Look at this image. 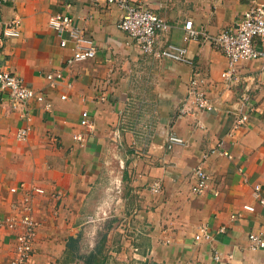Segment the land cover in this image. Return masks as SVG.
Returning <instances> with one entry per match:
<instances>
[{"label": "crops", "instance_id": "1", "mask_svg": "<svg viewBox=\"0 0 264 264\" xmlns=\"http://www.w3.org/2000/svg\"><path fill=\"white\" fill-rule=\"evenodd\" d=\"M134 1L169 25L156 47L184 45L193 65L143 53L116 27L117 7L0 0V29L21 20L19 35L0 45V69L50 103L46 110L31 100L22 111L0 88V216L19 215L28 203L38 220L26 264H264V248L253 250L248 240L250 233L264 236V59L237 64L236 77L248 76L250 89L242 100L246 81L222 76L228 59L210 40L233 27L248 0ZM57 13L93 39V58L66 64L72 40L47 24ZM189 20L198 35L187 40ZM192 69L214 109L180 115ZM55 71L63 77L51 88L46 74ZM83 110L92 129L80 123ZM240 113L248 120L236 126ZM24 127L28 135L19 140L15 132ZM169 134L182 142L169 145ZM196 167L209 176L199 195L191 191ZM120 185L121 195L109 193ZM201 227L210 238L195 239ZM14 234L0 226V264L14 256Z\"/></svg>", "mask_w": 264, "mask_h": 264}, {"label": "built area", "instance_id": "2", "mask_svg": "<svg viewBox=\"0 0 264 264\" xmlns=\"http://www.w3.org/2000/svg\"><path fill=\"white\" fill-rule=\"evenodd\" d=\"M93 5L104 4L108 7H117L121 11V15L116 22V27L124 31L130 40L137 44L143 53H151L157 58L171 59L183 64L193 65V60L188 56L187 48L184 45L168 44L162 49H158L157 38L158 34L166 31L169 28L168 23L151 9L143 6L134 0H86ZM248 8L241 13L235 20L232 28L219 31L215 36H211V43L215 48L223 51L228 59L227 69L222 73L224 78L232 82H240L244 84V91L241 94V99L246 100L249 95V87L247 84L248 76L238 78L235 71L237 64L243 60L264 59V48H258L256 39L264 43V0H248ZM21 20L15 16L9 22L2 24L0 29V45H2L5 37H16L19 35ZM47 24L53 31L62 34L66 33L72 40V54L67 58L66 64L73 65L76 62L89 60L96 53V46L92 38L83 33L76 25L73 18L66 14H51L48 17ZM185 33L184 38L189 40L197 38L198 31L192 26L191 21H186L183 26ZM204 37H208L203 34ZM67 40L62 38L59 45L64 47ZM191 78L188 81L187 93L185 99L186 107L179 109L180 115L194 113L195 110L212 111L214 106L205 92V88L201 82L199 72L192 69ZM61 71L50 72L46 74V80L49 87L54 88L59 81L62 80ZM0 88L6 91L13 107L25 111L26 104L34 100L43 104L47 110L50 108V103L45 101L44 94L29 88L21 78L17 77L10 71L0 69ZM65 98V96H61ZM249 114L240 113L236 120V126H239L248 120ZM83 126L93 128L92 122L89 120L88 112H81V121ZM29 128H18L15 132V137L22 140L27 137ZM74 140L82 141L83 137L76 134ZM119 139L118 130L115 132V140ZM168 144L181 143L182 140L176 136L169 134L167 136ZM222 154L230 157L227 152ZM193 183L191 191L197 195L202 194L207 188L209 176L201 168L196 167L192 172ZM154 191L159 190V185L154 184ZM254 193L258 195L260 186L254 185ZM15 191V188L11 189ZM29 191L44 194V189L40 187H31ZM243 209L253 211L251 205H243ZM235 214L231 215L233 219ZM94 219L88 218V222ZM38 220L33 215L30 206L25 204L21 213L11 214L9 216H0V226H6L10 230H15L14 234V256L10 264H26L30 255L33 252V243L38 227ZM224 231V227L219 229ZM210 238V234L203 228L195 235V239ZM251 249L264 248V236L260 234L250 233L248 235ZM130 251L137 253V248L134 245L130 246ZM126 261L128 259L126 257ZM130 264V260H129Z\"/></svg>", "mask_w": 264, "mask_h": 264}, {"label": "rangeland", "instance_id": "3", "mask_svg": "<svg viewBox=\"0 0 264 264\" xmlns=\"http://www.w3.org/2000/svg\"><path fill=\"white\" fill-rule=\"evenodd\" d=\"M116 184H120V183H116ZM121 189V185H120V187H118V190H117V188L115 189L114 187H113V191H109V193L110 192H112V194L113 195H121V191H119ZM116 191H119V192H116ZM109 206H111V204H109ZM113 213V212H112ZM110 218V219H109ZM115 218V216H112V217H108L106 220H105V222L106 221H112L113 219ZM117 220V219H116ZM91 223H88V225H90ZM103 231V230H102ZM99 238V237H98ZM92 239V238H91ZM93 242V241H92ZM92 242H90V244L92 243ZM88 245H89V243H88Z\"/></svg>", "mask_w": 264, "mask_h": 264}, {"label": "trees", "instance_id": "4", "mask_svg": "<svg viewBox=\"0 0 264 264\" xmlns=\"http://www.w3.org/2000/svg\"><path fill=\"white\" fill-rule=\"evenodd\" d=\"M90 255H92V254H90ZM90 255L87 258H85L84 260L88 262Z\"/></svg>", "mask_w": 264, "mask_h": 264}]
</instances>
